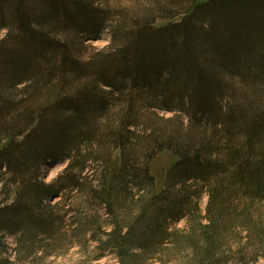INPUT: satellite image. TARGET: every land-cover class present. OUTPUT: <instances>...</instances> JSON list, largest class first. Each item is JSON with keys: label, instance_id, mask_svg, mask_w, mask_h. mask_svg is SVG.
<instances>
[{"label": "trees", "instance_id": "16d2710c", "mask_svg": "<svg viewBox=\"0 0 264 264\" xmlns=\"http://www.w3.org/2000/svg\"><path fill=\"white\" fill-rule=\"evenodd\" d=\"M101 1L0 0L1 248L11 236L27 259L88 237L129 264L176 238L198 264H226L242 230L264 248V0H168L187 1L179 19L126 26ZM108 28L110 47L83 56ZM166 150L176 160L146 198Z\"/></svg>", "mask_w": 264, "mask_h": 264}, {"label": "rangeland", "instance_id": "374dc122", "mask_svg": "<svg viewBox=\"0 0 264 264\" xmlns=\"http://www.w3.org/2000/svg\"><path fill=\"white\" fill-rule=\"evenodd\" d=\"M185 2L186 3L183 2L182 5L178 6L176 4H168V0H103L101 1V5L109 12L110 17L108 19V24H121L122 26H126L135 22H141L150 19L151 21H154V24L161 25L172 19H179L181 17V13L172 18H170V14L176 10L180 12L182 7L185 9V7L188 6L187 1ZM166 12H168V15H166ZM5 34L6 31L1 32L2 37L5 36ZM111 42V30L108 28L103 30L99 35L88 37L87 41L85 42L86 49L82 54L83 56L88 57L98 51L106 50L110 47ZM158 113L165 118H172L174 116V113L159 109ZM175 160L176 155H174L171 151L166 150L158 153L150 161V169L156 178V186L152 191L148 190V193L145 196L146 198H149L151 194L159 191L164 183L165 174L168 168ZM119 164L120 151L116 150L111 163V169L113 171L116 170L119 167ZM66 165L67 162H58L47 165L44 168L43 178L47 182H51L60 174V172H62ZM90 173L91 172L88 174ZM2 178H6L5 175L0 176V201L4 200L6 197V194L4 193V181ZM73 194L77 196L76 191H74ZM208 200L209 197L207 194H204L200 200V214L202 215H205L207 212ZM61 201H63V197L58 196L53 199L52 203L56 204ZM259 205L262 212H264V202H261ZM83 213V216H85V212ZM262 215L264 217V213ZM194 220L197 221L200 219L196 217ZM201 220L207 222L204 218H201ZM186 223V219L183 218L176 223V227L178 229H184L186 228ZM108 228V230H112V227ZM248 237L249 235L247 230H242V232H238V235L232 234L228 239L226 238L225 242L227 245H232L231 249L226 247L222 248L223 251H225V255L228 256L226 264H243L244 261L242 262L239 252L241 251L240 247L242 248L246 244L248 248L243 249L244 253L248 254L247 258H249V254L252 255V253L255 252V249L256 253L258 252L257 260L247 263L264 264V248L257 249L254 247L253 243L249 242ZM87 238L76 240L77 244L62 243L57 247L56 253L53 254H47L42 250H38L36 254L30 256L29 258L26 259L23 256H20V259L16 249L15 240L11 236H6V251H3L0 243V264H122L113 255V253L109 251L102 253V250L99 246L100 243L98 241L87 243L85 240ZM181 238L184 237L181 236ZM175 240L176 238L169 240L168 244H166L156 255L148 256L147 258H143L138 262L129 264H198L196 257L192 254L190 248H187L188 246L185 247L186 245H182L184 248L174 249Z\"/></svg>", "mask_w": 264, "mask_h": 264}]
</instances>
